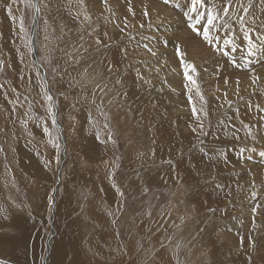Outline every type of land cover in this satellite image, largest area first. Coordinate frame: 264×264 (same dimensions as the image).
<instances>
[{"label":"rangeland","instance_id":"rangeland-1","mask_svg":"<svg viewBox=\"0 0 264 264\" xmlns=\"http://www.w3.org/2000/svg\"><path fill=\"white\" fill-rule=\"evenodd\" d=\"M225 3L206 0L200 10L223 17ZM189 7L0 0V260L264 264V227L251 235V219L245 232L250 219L236 207L241 197L259 203L251 190L264 195V181L244 184L240 175L253 158L264 165V0H231V30L217 20L212 36L232 40L236 51L219 45L229 55L188 27ZM172 26L181 47L176 30L158 32ZM159 38L170 55L179 47L185 62L196 60L195 86L185 76L170 84L166 67L151 63L158 55L145 57ZM244 78L245 95L230 97L226 87Z\"/></svg>","mask_w":264,"mask_h":264},{"label":"bare ground","instance_id":"bare-ground-1","mask_svg":"<svg viewBox=\"0 0 264 264\" xmlns=\"http://www.w3.org/2000/svg\"><path fill=\"white\" fill-rule=\"evenodd\" d=\"M118 1V0H117ZM125 2H128V1H125ZM138 2V1H137ZM125 4V3H124ZM127 5V4H126ZM188 6V5H187ZM142 7V6H141ZM153 8H155V7H153ZM151 9V8H150ZM149 9V10H150ZM156 9V8H155ZM163 9V8H162ZM157 10V9H156ZM169 10V9H168ZM99 11V10H98ZM161 11V10H160ZM115 12V11H114ZM172 12V11H171ZM123 13V12H122ZM166 13V12H165ZM142 15V14H141ZM158 16V15H157ZM159 16H160V14H159ZM150 17H153V18H151V20H152V23H154V22H158L159 21V18H155L156 17V14L153 12H151V14H150ZM227 17H229V16H227ZM226 17V20L224 21V23H223V25H229L228 23L230 22V24H231V20H229L228 18ZM165 18V17H164ZM169 18V17H168ZM135 19V18H134ZM262 20V19H261ZM113 21H114V19H113ZM164 24V23H163ZM166 24V23H165ZM168 24V23H167ZM112 25V24H111ZM109 26H110V24H109ZM108 25H107V27H109ZM113 26V25H112ZM106 27V26H105ZM171 27V26H170ZM111 28V27H110ZM115 28H117L116 26H115ZM172 28H173V26H172ZM178 28H180V27H177V28H173V29H170V28H165V31L164 30H162L163 28H161L160 29V31H158L159 33H161V34H163V36H162V38H164V36H169V35H171V34H169V33H173V32H171V31H175L176 29H178ZM108 30V29H107ZM112 30V29H111ZM164 31V32H163ZM111 32V31H110ZM176 32H177V34H176ZM176 32H174L176 35H178L177 36V38H176V42H177V44H178V46L179 47H181V40H182V38H181V32L180 31H177L176 30ZM214 33V32H213ZM114 34V33H113ZM154 35H156L155 33H154ZM180 35V36H179ZM160 36V35H159ZM173 36H174V34H173ZM152 37H153V35H152ZM154 38L156 39H158V37L157 36H154ZM31 40H32V42H33V38L31 37ZM183 41V40H182ZM154 42V45H152V49L153 50H151V53H150V51L148 50V52H147V50H146V52L144 51V49H143V52L146 54L145 55V57H148V56H150V58L153 56H155L156 54L158 55V57H156L154 60H153V62H151V63H159V64H162V65H164L163 67H166L165 68V70H162L161 71V75L163 76V75H165L166 76V74H169L170 73V76H169V78H168V80H169V82H170V84L172 83L174 86H175V84H176V82H179V78H182V76L184 77V69L183 70H181V73H179L178 74V72H176L177 71V69L176 68H178V67H176L177 65H178V62L179 61H181V60H179V59H177V55H175V54H173V55H170L171 53H170V51L168 50V48H170L171 46H169V45H167L166 44V46L164 47H162V44H163V42H165L164 40H162L161 41V38H159V40H156V41H153ZM169 44H171L170 42H168ZM150 44H152V42L150 43ZM156 44V45H155ZM177 44H176V46H177ZM172 45V48H174V46H173V44H171ZM201 45V44H200ZM190 46H192V45H190ZM143 48L145 47L144 45L142 46ZM178 47V48H179ZM176 48V47H175ZM174 48V49H175ZM186 48V47H185ZM147 49V48H146ZM191 49H192V47H191ZM197 49V48H196ZM141 50H142V48H141ZM211 50H213V49H211ZM155 53V55H153L152 53ZM209 52H210V50H209ZM212 54H214L213 52H211ZM165 54H167V56L165 55ZM206 54V53H205ZM210 54V53H209ZM208 54V55H209ZM33 55V54H32ZM194 57H196V55H198V54H196L195 52H194ZM202 55H200V57H201ZM217 56V55H216ZM144 57V58H145ZM184 57V56H183ZM185 57H188V55L187 54H185ZM33 58L36 60V56H33ZM188 58H190V57H188ZM197 58H199V57H197ZM207 58V57H206ZM182 59V58H181ZM186 61V60H185ZM202 61V60H201ZM216 61V60H215ZM218 61V60H217ZM190 62H191V64H193L194 66H195V64H197V63H194V62H196V60L194 59V58H192L191 60H190ZM206 63V62H205ZM204 63V64H205ZM158 64V65H159ZM200 64H202V62L200 63ZM207 64V63H206ZM161 66V65H160ZM179 66V65H178ZM173 67L175 68L174 69V72H173ZM180 67H181V64H180ZM147 68V67H146ZM197 69H199V68H197ZM200 70V69H199ZM202 71H203V69H202ZM260 71V70H259ZM171 72H173V73H171ZM264 72V71H263ZM262 73V72H261ZM260 74V73H259ZM264 74V73H263ZM262 74V75H263ZM171 75H172V77L174 78V79H172V77H171ZM253 75H255V74H253ZM257 75V74H256ZM251 76V75H250ZM250 76H248V78H250ZM167 77V76H166ZM254 77V76H253ZM256 77V76H255ZM254 77V78H255ZM248 78L246 79V78H244V80L246 79V81H243V82H241V80H239V81H233L231 84L232 85H228V87H226V89L227 90H229L230 91V97H232V98H234L235 96H238V95H240V94H243L244 92H245V90H247L248 88H249V84H250V81H247L248 80ZM162 79V78H161ZM194 79V78H193ZM241 79V78H240ZM163 80H165V78L163 79ZM184 80H186V79H184L183 78V81ZM230 81V80H229ZM168 82V81H167ZM181 82V81H180ZM253 83L255 82V80H253L252 81ZM224 83V82H223ZM179 84V83H178ZM257 84V83H256ZM182 86H184V85H182ZM225 86H226V84H225ZM224 86V87H225ZM247 86V87H246ZM261 86H264V82H261ZM181 87V86H180ZM222 87V86H221ZM176 88V87H175ZM251 92V91H250ZM249 92V93H250ZM247 94V93H246ZM244 95H245V93H244ZM172 96V95H171ZM227 96V95H226ZM235 99V98H234ZM261 99V98H260ZM171 105V104H170ZM247 105V104H246ZM190 106H192V105H190ZM189 107V106H188ZM170 108V107H169ZM247 108V107H246ZM191 109V108H190ZM190 109H188V111H192V110H190ZM184 110H185V108H183V112H184ZM179 111V110H178ZM182 111V110H181ZM244 114V113H243ZM257 115V114H256ZM262 115V114H261ZM251 117V116H250ZM249 118H247V120H248ZM262 119V118H261ZM264 121V120H263ZM255 122H256V120H255ZM260 127V126H259ZM230 158L231 159H233V156H230L229 157V159L228 160H226L227 161V164L230 166V167H232V168H234V165H235V163L233 164L232 162L230 163V162H228V161H230ZM255 159H257V158H253L252 159V162H253V164H250V165H248L249 166V171H247L246 173H244V172H242V173H240V175H243L244 176V178H243V176H242V181H243V183L244 184H247V183H249V181H256V182H262V181H264V170L263 171H261L259 168H261V167H263L264 165H263V163H260V165L259 166H256V161H255ZM263 159V158H262ZM245 160V159H244ZM249 163H251L250 162V159H249V157H248V160H247ZM259 161V160H258ZM244 162H246V161H244ZM243 164V163H242ZM228 165L226 166V167H228ZM231 165H233V166H231ZM223 168H224V166H222ZM231 168V169H232ZM243 168V167H242ZM225 169V168H224ZM239 169V168H238ZM241 169V168H240ZM236 170V169H235ZM236 171H238V170H236ZM245 171V170H244ZM241 177V176H240ZM249 187V186H248ZM261 192H263V191H261ZM261 192L260 191H252L251 190V192L250 193H248V196L251 194V193H259L260 195H262L261 194ZM246 193V192H245ZM245 193H242V194H244V195H246ZM258 194V196H257V198L256 199H261L260 201H259V203H253L254 202V196L252 197V199H247L248 200V202H241V199H242V197L240 198V200H236V207H237V204L239 203V211H240V213H241V216H242V218H244V219H250L249 221H248V224L247 223H244V231L245 232H248L249 234H250V227H251V223H252V221H253V223H252V229H251V235H255V232H258L257 230H256V228L258 227V226H262V227H264V225L262 224L263 222H264V195L263 196H261L260 197V195ZM257 202V201H256ZM257 205H259V207H257ZM253 208H256V211L254 212L253 211ZM260 212V213H259ZM239 215V218H241L240 217V214H238ZM251 219H252V221H251ZM253 225H255V226H253ZM260 226V227H261ZM256 227V228H255ZM261 229V228H260ZM256 230V231H255ZM258 230H259V228H258ZM229 232H230V234H232L233 235V232H240V230H233V229H229ZM253 235V236H254ZM264 235V234H263ZM224 239V238H223ZM225 244H226V242H225ZM242 244V241L241 240H239L238 242H237V245L238 246H240ZM251 245V244H250ZM231 247L232 248H235V244H234V241L233 240H231ZM236 250H238V249H236ZM2 261H4L6 264H13V263H10V262H7V261H5V260H2Z\"/></svg>","mask_w":264,"mask_h":264},{"label":"snow or ice","instance_id":"snow-or-ice-1","mask_svg":"<svg viewBox=\"0 0 264 264\" xmlns=\"http://www.w3.org/2000/svg\"><path fill=\"white\" fill-rule=\"evenodd\" d=\"M13 3H15V0H12ZM167 2V0H166ZM205 2L206 0H190V7L187 12L184 13L185 17L187 18L188 27L197 35H202L203 40L210 46H213L218 51L222 52L224 55H229V51L225 50L224 48H220V42L222 40L223 45H233L231 48V51H236V47L233 44L232 40L222 38L219 35H216L215 37L212 36V29L216 27V22L218 19H223L224 17H227L229 8L231 6V0H226L225 6L222 9L223 17L220 16V14L215 10V8H207L206 11H201L200 9L205 8ZM106 3V0H105ZM33 7H36L35 4L32 5ZM38 10V8H37ZM9 11H11V8H9ZM129 11H131V8H129ZM244 12H247L248 9L244 8ZM194 14V15H193ZM145 15H147V12H145ZM241 21L243 20V17L240 18ZM200 26V27H197ZM143 27V25H141ZM222 27H227L229 30H231V25H222ZM147 47V45H145ZM255 48V45L251 42V39H249L248 43V52L247 55L251 56L254 54L253 49ZM151 51V49H149ZM177 56L183 57V53H181L180 49L177 47L176 49ZM155 55V53H152ZM181 64L184 68V76L185 79L190 81L193 86L197 84L196 80L193 79L192 75H189V71L191 73H196V67L191 64L185 62L183 59H181ZM187 86V85H186ZM191 91V89H189ZM197 95L200 96L201 100H204L203 95L199 92L197 89ZM191 99V98H190ZM193 115H196V109L193 107L192 109ZM53 123H55V120H53ZM107 127V126H106ZM199 127L203 129V124L200 123ZM47 132V129H45ZM196 129H193V132H195ZM97 139H99V136H97ZM108 139L111 140V135L109 134ZM57 150H59V145H56ZM260 155L264 157V152H261ZM122 195V193H121ZM259 207V205H257ZM253 211H256V208H253Z\"/></svg>","mask_w":264,"mask_h":264},{"label":"water","instance_id":"water-1","mask_svg":"<svg viewBox=\"0 0 264 264\" xmlns=\"http://www.w3.org/2000/svg\"><path fill=\"white\" fill-rule=\"evenodd\" d=\"M32 46L34 47V42H32ZM33 56H35V52L33 51ZM51 98H52V102H53V97L51 96ZM50 252V251H49ZM0 262H2V263H5L4 261H2V260H0ZM6 264V263H5Z\"/></svg>","mask_w":264,"mask_h":264}]
</instances>
